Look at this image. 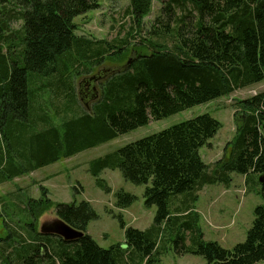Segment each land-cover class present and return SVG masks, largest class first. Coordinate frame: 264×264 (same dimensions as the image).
<instances>
[{"label": "trees", "instance_id": "16d2710c", "mask_svg": "<svg viewBox=\"0 0 264 264\" xmlns=\"http://www.w3.org/2000/svg\"><path fill=\"white\" fill-rule=\"evenodd\" d=\"M153 1L131 0L130 14L139 28ZM99 7V0H0L1 185L264 82V0H166L149 30L151 40L140 43L147 53L129 59L84 110L71 69L80 65L88 74L127 46L103 40L96 45L76 35L75 18ZM19 21L22 27L13 30ZM54 98L52 118L44 101ZM62 98L64 106L58 104ZM235 101L237 128L229 156L211 167L200 150L210 147L223 125L209 114L91 162L92 175L107 193L111 188L99 178L106 169H119L125 180L146 186L145 205L156 207L150 228L127 227L120 217L124 245L102 248L87 234L98 219L91 204L55 205L40 186L42 198L29 199L26 207L33 222L55 205L57 217L83 235L67 241L39 233L38 222L26 224L0 248L1 264H160L172 243L177 255L201 256L207 264L264 261V202L255 209L246 241L232 249L204 239L196 208L204 187L229 186L233 173L245 176L247 185H259L264 200V92ZM116 199V207L125 209L137 198L121 190Z\"/></svg>", "mask_w": 264, "mask_h": 264}, {"label": "rangeland", "instance_id": "374dc122", "mask_svg": "<svg viewBox=\"0 0 264 264\" xmlns=\"http://www.w3.org/2000/svg\"><path fill=\"white\" fill-rule=\"evenodd\" d=\"M165 2L166 0L153 1L151 12L140 28L130 14L131 0H99V9L91 10L75 18L77 36L90 40L96 45L102 40L110 42L115 47L122 46L123 42L127 45H123L125 49L115 55L114 60L107 58L102 64L92 68L89 60L83 59L81 63L91 68L88 74L80 65L76 70L71 69V79H73L79 103L84 110L91 108L100 96L101 85L123 69L129 59H134L138 52L147 53L140 43L142 40H151L149 30L154 19L161 14ZM22 25V21L13 23L12 29L19 30ZM68 65L71 67V63ZM86 85H88L87 89L95 87V94L93 90L84 91L83 87L85 88ZM262 92H264V82L238 90L229 97H222L162 120L152 121L147 126L83 151L69 159L42 167L32 175L22 177L18 181L0 184V248L11 241L8 238L11 232L20 230L19 227H24L26 224L34 223L33 218L30 217L32 215L26 212V207H28L29 199L42 198L40 186L48 189V197L55 205L74 202L79 204L82 201L91 204L98 219L90 222L87 234L100 247L108 249L116 244L124 245L125 231L121 227L120 217L127 227L144 231L153 225L156 207L145 205L146 186L135 185L125 180L119 169H106L100 174L99 178L111 188V192L107 193L98 186L97 178L92 175L91 162L184 121L209 114L223 125L210 141V147L205 146L200 150L203 161L211 167L217 161L229 156L230 151L226 150L237 128L234 118L237 111L235 100H246ZM61 101L59 105L67 104L64 98ZM55 105V98L44 101V107L50 111V116L56 117ZM260 189L261 187L257 184L247 185L246 177L236 173L232 174V182L229 186L217 184L204 187L199 193L200 199L196 204V208L200 209L202 214L201 229L204 239L218 242L226 249H232L237 244L245 242L255 219V209L264 202ZM121 190L137 198L133 205L125 209L116 207V194ZM55 205L40 218L37 216L34 224L38 222L36 229L39 233L50 232L65 237L67 233L71 234L74 230L56 217ZM22 232L27 234L26 230ZM160 264H207V261L201 256L177 255L172 243L167 252L161 256ZM257 264H264V261Z\"/></svg>", "mask_w": 264, "mask_h": 264}, {"label": "water", "instance_id": "95a60500", "mask_svg": "<svg viewBox=\"0 0 264 264\" xmlns=\"http://www.w3.org/2000/svg\"><path fill=\"white\" fill-rule=\"evenodd\" d=\"M56 217H57V215H56ZM57 218H58V217H57ZM42 219H44V217H43ZM42 219H41V220H42ZM58 219H59V218H58ZM59 220H60V219H59ZM60 222H62L63 224H65L67 227L71 228V229L74 230V231H72L71 234H70V233H67V235H66L65 237L62 236V235H60V234L50 233V232H44V233H41V234H55V235H59L60 237H62L64 240H67V241H73V240H76V239H78L80 236L83 235L82 232H80V231H78V230L72 228L71 226H69L68 224H66L65 222H63L62 220H60ZM79 232H80V233H79ZM76 233H77V234H76Z\"/></svg>", "mask_w": 264, "mask_h": 264}, {"label": "crops", "instance_id": "0c3cea01", "mask_svg": "<svg viewBox=\"0 0 264 264\" xmlns=\"http://www.w3.org/2000/svg\"><path fill=\"white\" fill-rule=\"evenodd\" d=\"M91 87V86H90ZM89 89V90H88ZM87 89V87H83V90L84 91H88V92H90L92 89L91 88H88ZM99 98V97H98ZM95 102V101H94ZM52 118H54V116H52ZM33 173H31L30 175H32ZM30 175H26V176H23V177H27V176H30ZM22 177H19V178H16L14 181H18L19 179H21ZM13 181V182H14ZM46 188V187H45ZM48 190V189H47ZM33 199H35V198H33ZM197 211L201 214V211H200V209H197ZM202 215V214H201ZM208 216H209V212H208V214H207ZM201 218H202V216H201Z\"/></svg>", "mask_w": 264, "mask_h": 264}, {"label": "flooded vegetation", "instance_id": "af4514ba", "mask_svg": "<svg viewBox=\"0 0 264 264\" xmlns=\"http://www.w3.org/2000/svg\"><path fill=\"white\" fill-rule=\"evenodd\" d=\"M89 84V83H88ZM88 85H86L85 87H87ZM93 94H95L96 88L94 87L93 89Z\"/></svg>", "mask_w": 264, "mask_h": 264}]
</instances>
